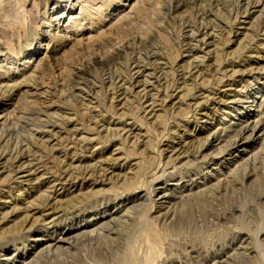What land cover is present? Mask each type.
I'll return each instance as SVG.
<instances>
[{
    "label": "rangeland",
    "instance_id": "1",
    "mask_svg": "<svg viewBox=\"0 0 264 264\" xmlns=\"http://www.w3.org/2000/svg\"><path fill=\"white\" fill-rule=\"evenodd\" d=\"M262 102L264 0H0V264H264Z\"/></svg>",
    "mask_w": 264,
    "mask_h": 264
},
{
    "label": "bare ground",
    "instance_id": "2",
    "mask_svg": "<svg viewBox=\"0 0 264 264\" xmlns=\"http://www.w3.org/2000/svg\"><path fill=\"white\" fill-rule=\"evenodd\" d=\"M198 41V40H197ZM209 41V40H208ZM198 44V43H197ZM195 47V46H194ZM202 47V46H201ZM204 47V46H203ZM195 48H197V47H195ZM192 49V48H191ZM190 49V50H191ZM194 51H195V49H194ZM193 51V52H194ZM188 52V51H187ZM190 53H191V51H190ZM191 55V54H190ZM202 67V66H201ZM195 68V67H194ZM138 69V68H137ZM145 69V68H144ZM142 70V69H141ZM196 71V70H195ZM198 71V70H197ZM139 72V71H138ZM138 75H140V74H138ZM139 77V76H138ZM138 77H136L137 79H138ZM140 77H142V76H140ZM143 78V77H142ZM189 79V78H188ZM137 81V80H136ZM187 81V80H186ZM185 81V82H186ZM145 82V81H144ZM188 83V82H187ZM140 86V85H139ZM142 89H143V87H142ZM147 90V89H146ZM149 90V89H148ZM148 95H149V93H148ZM152 106H153V104H152ZM155 106V105H154ZM153 106V107H154ZM151 107V106H150ZM152 107V108H153ZM156 107V106H155ZM153 112V111H152ZM157 112V111H156ZM262 127H264V102H262V104H260V108L258 109V113L257 114H255L254 115V117L253 118H250L249 120H246V122L244 123V125L241 127V129L240 130H238L237 131V133H238V135H237V140L235 141L236 143H234L235 145V147H242L243 145H246L247 143H249L250 142V140H252V139H260V136H262L263 134H264V129L262 128ZM126 130V129H125ZM230 131L229 130H222V133H229ZM223 135V134H222ZM225 135V134H224ZM227 135V134H226ZM227 137H229V135H227ZM235 137V136H234ZM225 138L226 137H224V138H218L215 142H216V145H211L212 146V148L214 149V150H219V149H221V147H222V144L224 143V141H225ZM235 138V139H236ZM214 143V142H213ZM212 143V144H213ZM232 146H233V144H232ZM232 146H230V147H232ZM229 148V147H228ZM209 149V148H208ZM230 149V148H229ZM228 149V150H229ZM227 150V151H228ZM182 151H183V149H182ZM182 151H176V155H177V161H179V160H182V159H187L186 158V155L185 154H183V152ZM202 152H204V149L202 150V151H200L198 154H196L195 156H197V157H199L200 155H201V153ZM219 152H221V151H219ZM172 153V152H171ZM227 153V152H226ZM222 154H210V155H207V156H205V157H203L204 159H207V161H209V162H211V161H213L214 159H217V158H220V156H221ZM196 157V158H197ZM223 157V156H222ZM26 160V159H25ZM232 159L231 158H228V161H231ZM24 162V161H23ZM29 162V161H28ZM21 163V162H20ZM4 165V164H3ZM23 166V165H22ZM18 168V167H17ZM37 170V169H36ZM33 171V170H32ZM34 172V171H33ZM21 173V172H20ZM28 173V172H27ZM26 173V174H27ZM24 176V175H23ZM116 177V176H115ZM27 178V177H26ZM25 178V179H26ZM27 180V179H26ZM23 181V180H22ZM29 181V180H28ZM33 182V181H32ZM31 182V183H32ZM25 182H23V184H24ZM30 184V183H29ZM58 184V183H57ZM54 187H55V185H54ZM57 188V187H56ZM54 192V191H53ZM51 193V192H50ZM157 195H159L160 197H158L157 199H160V200H166V199H168V198H172V194H170V193H167L166 191H164V192H161V191H159V194H157ZM55 198V197H54ZM160 203H162V201L160 202ZM48 216V215H47ZM113 216V215H112ZM112 220H115V219H112ZM63 233H65V232H63ZM73 239H76V238H71V239H68V238H66V237H59L58 239H56V240H54V242L53 243H50L48 246H46V247H44L41 251H39L38 252V254H45V253H49V252H53V251H58V250H60L62 247H64V246H67V245H69V246H71V242H73L72 240ZM36 241H42V239L40 240V239H36ZM65 249V248H64ZM42 256V255H41ZM10 259V258H9ZM12 259V258H11ZM9 261V260H8ZM10 262V261H9ZM15 263V262H14ZM24 264H32L31 262H26V263H24Z\"/></svg>",
    "mask_w": 264,
    "mask_h": 264
}]
</instances>
